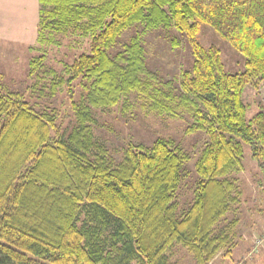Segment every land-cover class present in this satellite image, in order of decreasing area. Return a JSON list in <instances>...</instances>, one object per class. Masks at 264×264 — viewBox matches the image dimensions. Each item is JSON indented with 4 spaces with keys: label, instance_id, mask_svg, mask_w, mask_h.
Returning <instances> with one entry per match:
<instances>
[{
    "label": "trees",
    "instance_id": "1",
    "mask_svg": "<svg viewBox=\"0 0 264 264\" xmlns=\"http://www.w3.org/2000/svg\"><path fill=\"white\" fill-rule=\"evenodd\" d=\"M202 24L245 57L243 71H228L221 48L200 41ZM137 25L185 34L193 61L178 92L147 69L141 32L111 53ZM58 34L89 41L51 84L67 93L70 130L24 93L0 90V264H171L176 244L198 264L225 246L231 256L239 219L220 224L240 202L234 174L244 169L245 145L264 171V109L249 118L244 96L255 78L264 85V0H39L42 47L58 44ZM45 60L46 51L30 59L34 81ZM131 94L160 115L188 114L187 131L208 135L184 207L177 196L187 156L173 139L130 142L115 162L94 134L93 109L133 107Z\"/></svg>",
    "mask_w": 264,
    "mask_h": 264
},
{
    "label": "rangeland",
    "instance_id": "2",
    "mask_svg": "<svg viewBox=\"0 0 264 264\" xmlns=\"http://www.w3.org/2000/svg\"><path fill=\"white\" fill-rule=\"evenodd\" d=\"M38 22L39 0H0V90L19 91L37 110H53L67 131L74 124L70 101L63 88L53 93L51 84L66 76L67 63L89 50V41L58 34V44L42 47L38 40ZM137 32L143 35L147 69L158 77L161 84L169 82L171 90L178 92L180 71L191 67L193 61L185 34L174 27L145 30L137 25L123 33L111 53L122 50ZM199 39L205 45L213 43L221 48L228 71L245 69V57L209 24L201 25ZM44 51L46 60L38 80L34 81L28 75L29 62ZM75 91L79 96V85L75 84ZM244 96L250 106L249 118L264 109V85L259 78L247 86ZM129 99L133 107L127 109L123 104L93 109L96 138L104 143L115 162L122 160L130 142L150 146L157 137L173 139L187 156L183 183L177 196L180 205L186 206L197 179L195 162L208 143V135L201 130L188 132L191 118L186 113L180 118H172L151 111L148 103L134 94ZM234 175L241 190L240 202L236 212L229 214L220 224L222 227L235 217L239 219L234 228L233 254L226 255L225 246L211 264H264V171L253 158L249 145H245L244 169ZM168 255L171 264H198L193 253L181 244H176Z\"/></svg>",
    "mask_w": 264,
    "mask_h": 264
}]
</instances>
